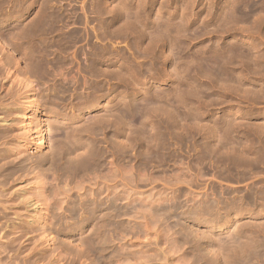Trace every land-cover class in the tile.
I'll return each mask as SVG.
<instances>
[{
  "label": "rangeland",
  "instance_id": "374dc122",
  "mask_svg": "<svg viewBox=\"0 0 264 264\" xmlns=\"http://www.w3.org/2000/svg\"><path fill=\"white\" fill-rule=\"evenodd\" d=\"M0 77L1 163L12 170L6 180L0 171V264H264V0H0ZM222 135L233 144L217 143ZM18 160L24 170H13ZM82 160L86 173L73 177L67 166ZM78 194L115 208L104 227L89 211L71 223ZM220 197L230 204L217 207ZM167 204L165 221L149 218L147 206ZM193 204L199 217L186 212Z\"/></svg>",
  "mask_w": 264,
  "mask_h": 264
},
{
  "label": "bare ground",
  "instance_id": "6f19581e",
  "mask_svg": "<svg viewBox=\"0 0 264 264\" xmlns=\"http://www.w3.org/2000/svg\"><path fill=\"white\" fill-rule=\"evenodd\" d=\"M229 3H230V2H229ZM11 5H12V4H11ZM233 7H234V6H233ZM236 8H237V7H236ZM160 9H161V8H160ZM234 9H235V8H234ZM131 10H132V9H131ZM125 11H126V10H125ZM101 12H102V9H101ZM114 12H115V11H114ZM127 13H128V12H127ZM130 13H131V12H130ZM181 13H182V12H181ZM231 13H232V12H231ZM44 14H45V13H44ZM44 14H43V15H44ZM262 16H263V14H262ZM154 17H155V16H154ZM43 18H44V17H43ZM39 19H40V17H39ZM111 19H112V18H111ZM134 19H135V18H134ZM37 20H38V19H37ZM135 20H136V19H135ZM168 20H169V19H168ZM50 21H51V20H50ZM128 21H129V22L131 21L132 23H136V22H134V20L132 21V19H131V20L129 19ZM129 22H128V24H129ZM37 23H38V22H37ZM126 23H127V22H126ZM126 23H125V26H126ZM162 23H163V22H162ZM224 23H225V22H224ZM106 24H107V23H106ZM128 24H127V25H128ZM147 24H148V23H147ZM158 24H159V23H158ZM159 25H160V24H159ZM163 25H164V23H163ZM104 26H105V25H104ZM123 26H124V25H122L121 28H123ZM128 26H129V25H128ZM128 26H127L126 28H128ZM157 26H158V25H157ZM157 26H156V27H157ZM164 26H165V25H164ZM218 26H219V25H218ZM36 27H37V26H36ZM101 27H102V26H101ZM132 27H133V26H131L130 28H132ZM135 27H136V26H135ZM138 27L140 28V25H139ZM165 27H167V26H165ZM169 27H170V26H169ZM176 27H177V26H176ZM130 28H129V30H130ZM170 28H171V27H170ZM124 29H125V28H124ZM140 29H141V28H140ZM173 29H174V28H173ZM173 29H171V30H169V31H173ZM122 30H123V29H122ZM145 30H146V29H145ZM157 30H158V27H157ZM161 30H163V29L161 28ZM125 31H126V30H125ZM154 31H155V30H154ZM163 31H165V28H164ZM169 31H168V32H169ZM174 31H175V30H174ZM176 31H177V29H176ZM106 32H107V31H106ZM131 32H132V31H131ZM161 32H162V31H160V33H159V30H158V33L160 34V36H161V34H162ZM178 32H179V31H178ZM203 32H204V31H203ZM141 33H143V32H141ZM165 33H166V32H165ZM165 33L163 34V36L165 35ZM175 33H177V32H175ZM180 33H182V32H180ZM180 33H178V34H180ZM32 34H33V33H32ZM59 34H60V33H59ZM121 34H122V33H121ZM131 34H132V33H131ZM133 34H134V33H133ZM133 34H132V35H133ZM138 34H139V33H138ZM152 34H153V33H152ZM152 34H151V35H152ZM154 34H156V33H154ZM159 34H158V36H159ZM167 34H168V33H167ZM178 34H177V35H178ZM182 34H183V33H182ZM136 35H137V34H136ZM168 35H169V34H168ZM171 35H172V34H171ZM175 35H176V34H175ZM186 35H187V34H186ZM204 35H205V34H204ZM206 35H207V34H206ZM74 36H76V35H74ZM120 36H121V35H120ZM125 36H126V35H125ZM141 36H142V35H141ZM144 36H145V35H144ZM158 36H157V35H156V37L154 36V37L156 38L157 41L160 40V42H161L162 40H164V39H162V40L159 39ZM163 36H162V38H163ZM165 36H167V35H165ZM169 36H170V35H169ZM173 36H174V34H173ZM173 36H172V37H173ZM178 36H179V35H178ZM187 36H188V35H187ZM96 37H97V36H96ZM139 37H140V36H139ZM157 37H158V38H157ZM167 37H168V36H167ZM167 37H166V38H167ZM170 37H171V36H170ZM180 37H181V36H180ZM182 37H183V36H182ZM149 38H150V37H149ZM155 38H154V39H155ZM160 38H161V37H160ZM141 39H142V38H141ZM168 39H169V38H168ZM174 39H175V37H174ZM176 39H177V38H176ZM186 39H187V38H186ZM190 39H191V38H190ZM194 39H196V38H194ZM194 39H193V40H194ZM151 40H153V39H151ZM156 40H155V41H156ZM180 40H181V39H180ZM30 41H31V40H30ZM150 42H151V41H150ZM152 42H154V41H152ZM164 42H165V41H164ZM168 42H169V41H168ZM28 43H29V42H28ZM141 43H142V42H141ZM155 43H156V42H155ZM162 43H163V41H162ZM169 43H170V42H169ZM180 43H182V42H180ZM71 44H72V43H71ZM150 44H152V43H150ZM172 44H173V43H172ZM174 45H176V44L174 43ZM174 45H173V46H174ZM173 46H172V47H173ZM176 46H177V45H176ZM179 46H180V45H179ZM38 47H39V45H38ZM181 47H182V46H180V48H181ZM142 48H143V47H142ZM146 48H147V47H146ZM157 48H158V46H157ZM159 48H160V47H159ZM174 48H175V47H174ZM176 48H177V47H176ZM176 48H175V49H176ZM152 49H153V47H152ZM154 49H155V48H154ZM175 49H174V50H175ZM181 49H182V48H181ZM209 49H210V48H209ZM37 50H38V49H37ZM37 50H36V51H37ZM157 50H158V49H157ZM177 50L179 51L180 49H177ZM202 50H204V49H202ZM60 51H61V50H60ZM132 51H133V50H132ZM138 51H139V50H138ZM159 51H160V50H159ZM166 51L169 52L168 50H166ZM178 51H177V52H178ZM181 51H182V50H181ZM28 52H29V51H28ZM53 52H54V51H53ZM91 52H92V51H91ZM100 52H101V51H100ZM130 52H131V51H130ZM167 52H166V53H167ZM34 53H35V52H34ZM37 53H38V52H37ZM88 53H89V52H88ZM132 54H133V52H132ZM171 54H173V53H171ZM135 55H137V54H135ZM163 55H164V54H163ZM211 55H212V54H211ZM90 56H91V55H90ZM129 56H130V55H129ZM131 56H132V55H131ZM137 56H138V55H137ZM172 56H173V55H172ZM172 56H171V57H172ZM242 56H244V55H242ZM134 57H136V56H134ZM134 57H132V58H134ZM163 57H164V56H163ZM208 57H209V56H208ZM225 57H226V56H225ZM60 58H62V57H60ZM88 58H89V57H88ZM202 58H203V57H202ZM212 58H214L213 55H212ZM212 58H210V59H212ZM245 58H246V57H245ZM99 59H100V58H99ZM122 59H123V58H122ZM126 59H128V58H126ZM129 59H130V58H129ZM173 59H174V58H173ZM184 59H185V58H184ZM208 59H209V58H208ZM217 59H218V58H217ZM223 59H224V58H223ZM203 61H204V60H203ZM208 61H209V60H208ZM208 61H207V62H208ZM35 62H36V61H35ZM210 62H212V61H210ZM137 63H138V62H137ZM137 63H136V64H137ZM177 63H179V62H177ZM199 63H200V62H199ZM84 64H85V62H84ZM133 64H134V62H133ZM133 64H132V66H133ZM136 64H135V65H136ZM181 64H182V63H181ZM206 64H207V63H206ZM229 64H231V63H229ZM234 64H235V62H234ZM174 65H175V64H174ZM204 65H205V64H204ZM208 65H209V63H208ZM70 66H71V65H70ZM124 66H125V65H124ZM126 66H127V65H126ZM130 66H131V65H130ZM130 66H128V67H130ZM139 66H140V65H139ZM139 66H138V67H139ZM201 66H202V65H201ZM224 66H225V65H224ZM39 67H40V66H39ZM133 67H134V66H133ZM176 67H177V66H176ZM176 67H175V68H176ZM190 67H191V66H190ZM240 67H241V66H240ZM187 68H188V67H187ZM191 68H192V67H191ZM194 68H195V67H194ZM200 68L202 69V67H200ZM203 68H204V66H203ZM208 68H209V67H207L206 69H208ZM213 68H214V67H213ZM213 68H210V69L213 70ZM83 69H84V68H83ZM135 69H136V68H135ZM164 69H165V68H164ZM201 69H200V70H201ZM204 69H205V68H204ZM210 69H208V70L211 71ZM78 70H79V69H78ZM181 70H182V69H181ZM181 70H179V71H181ZM192 70H193V69H192ZM214 70H215V69H214ZM240 70H241V69H240ZM84 71H85V70H84ZM86 71H88V69H87ZM138 71H139V70L137 69V72H138ZM150 71H151V70H150ZM187 71H188V70H187ZM197 71H198V69H197ZM197 71H196V72H197ZM202 71H204V70H202ZM209 71H208V72H209ZM114 72H115V71H114ZM132 72H133V71H132ZM135 72H136V71L134 70V75H136V73H137V72H136V73H135ZM139 72H140V71H139ZM182 72H183V71H182ZM194 72H195V71H194ZM199 72H200V71H198V73H199ZM208 72H207V73H208ZM212 72H213V71H212ZM214 72H216V71H214ZM121 73H122V72H121ZM129 73H130V72H129ZM141 73H142V72H141ZM176 73H177V72H176ZM205 73H206V72H205ZM88 74H89V73H88ZM93 74H95V73H93ZM132 74H133V73H132ZM90 75H91V74H90ZM121 75H122V74H121ZM128 75H129V74H128ZM214 75H215V74H214ZM91 76H92V75H91ZM123 76H124V75H123ZM132 76H133V75H132ZM132 76H131V77H132ZM183 76H184V75H183ZM237 76H238V75H237ZM139 77H140V76H139ZM215 77H216V76H215ZM0 78H1V77H0ZM132 78H133V77H132ZM26 79H27V78H26V76H25V79H22V80L20 79V81L23 82V81H25ZM29 80H30V79H28V81H29ZM137 80H138V79H137ZM251 80H252V79H251ZM26 81H27V80H26ZM26 81H25V82H26ZM30 82H31V81H30ZM132 82H133V81H132ZM20 83H21V82H20ZM28 83H29V82H27V84H26V85L29 87L28 90H32V85H31L32 83H31L30 85H29ZM214 83H215V82H214ZM22 84H23V83H22ZM222 84H223V83H222ZM134 85H135V84H134ZM24 86H25V83H24ZM135 86H136V85H135ZM237 86H238V85H237ZM135 88H136V87H135ZM125 89H126V88H125ZM176 89H177V88H176ZM172 90H173V89H172ZM239 90H240V89H239ZM134 91H135V90H134ZM176 91H177V90H176ZM33 92H34V91H33ZM128 92H129V91H128ZM192 92H193V91H192ZM31 93H32V91H31ZM255 93H256V92H255ZM18 94L20 95V93H18ZM18 94H17V95H18ZM34 94H35V93H34ZM34 94H33V95H34ZM262 94H263V93H262ZM30 95H31V94H30ZM256 96H257V95H256ZM31 97H32V96H31ZM34 100H35V98H34ZM34 100H32V102H31L32 105L35 104V103H34ZM198 100H199V99H198ZM128 101H129V100H128ZM147 102H148V101H147ZM172 102H173V101H172ZM259 102H260V101H259ZM201 103H202V102H201ZM31 104H30V106H31ZM146 105H147V104H146ZM194 105H195V104H194ZM34 106H36V105H34ZM34 106H33V107H34ZM137 106H138V105H136V107H137ZM31 107H32V106H31ZM147 107H148V106H147ZM147 107H143V108H146V109H147ZM181 107H182V106H181ZM131 108H132V107H131ZM139 108H140V107H139ZM139 108H138V109H139ZM25 109L27 110L28 108H25ZM128 109H129V107H128ZM150 109H151V108H150ZM148 110H149V108H148ZM148 110H147V111H148ZM29 111H30V110H29ZM132 111H134V110H132ZM138 111H140V110H138ZM124 112L128 113V111H127V110L125 111V109H124ZM134 112H135V111H134ZM136 112H137V108H136ZM143 113H144V112H142V115H143ZM192 113H193V112H192ZM5 114H6V113H5ZM122 114H125V113H122ZM133 114H134V113H133ZM145 114H146V113H145ZM193 114H194V113H193ZM25 115L27 116V115H28V112H25V113H24V116H25ZM119 115H120V114H119ZM119 115L117 114V116H119ZM128 115H129V114H128ZM136 115H137V114H136ZM139 115H141V114H139ZM147 115H148V114H147ZM147 115H146V116H147ZM121 116H123V115H121ZM121 116H120V117H121ZM131 116H132V115H131ZM134 116H135V115H134ZM143 116H144V115H143ZM125 117H126V116H125ZM137 117H140V116H137ZM170 117H171V116H170ZM198 117H199V116H198ZM224 117H225V116H224ZM122 118H123V117H122ZM122 118H121V120H122ZM132 118H133V117H132ZM146 118H147V117H146ZM121 120H120V121H121ZM124 120H125V118H124ZM127 121H129V120L127 119ZM127 121H126V122H127ZM115 122H116V121H115ZM118 122H119V120H118ZM244 122H245V121H244ZM120 123H121V122H120ZM124 123H125V122H124ZM124 123H121V124H124ZM128 123H129V122H128ZM253 123H254V121H253ZM27 124H28V123H27ZM254 124H255V123H254ZM136 125H137V124H136ZM218 125H219V124H218ZM125 126H127V125H125ZM125 126H124V127H125ZM142 126H143V125H142ZM230 126H231V124H230ZM230 126H229V127H230ZM243 126H244V125H243ZM246 126H247V124H246ZM166 127H167V126H166ZM251 127H252V126H251ZM127 128H128V127H127ZM221 128H222V127H221ZM253 128H254V127H253ZM257 128H258V127H257ZM227 129H228V128H227ZM262 129H263V128H262ZM76 130H77V129H76ZM123 130H124V129H123ZM139 130H141V129H139ZM139 130H138V131H139ZM142 130H143V129H142ZM197 130H198V129H197ZM256 130H257V129H256ZM6 131H7V130H5V129H3V128H0V140H1L2 138H4V137L7 136V132H6ZM40 131H41V132H40V133H41V136H40V139H39V141H38V145H39V147H40L41 149H43V148H46V147H47V138H46V136H45V133H43V132H44V131H43V126H40ZM147 131H148V130H147ZM151 131H152V130H151ZM226 131H227V130H226ZM230 131H231V130H230ZM257 131H258V130H257ZM86 132H87V131H86ZM216 132H217V131H216ZM223 132H224V131H223ZM232 132H233V131H232ZM122 133H123V132H122ZM143 133H144V132H143ZM214 133H215V132H214ZM227 133H228V132H227ZM227 133H226V134H227ZM136 134H137V133H136ZM170 134H171V133H170ZM133 135H134V134H133ZM140 135H143V136H144V135H146V134H141V133H140ZM204 135H205V134H204ZM62 136H63V135H62ZM62 136H61V137H62ZM143 136H142V139H143ZM210 136H212V135H210ZM215 136H216V135H215ZM215 136H213V139H214V140H215V138H214ZM226 136L228 137L229 135H226ZM230 136H231V135H230ZM230 136L226 139V137L222 135V138L220 137V139L217 141V143H218V142L220 143L221 141L223 142L225 139H226V140L230 139V138H231ZM204 137H205V136H204ZM223 137H225L224 140H223ZM131 138H132V137H131ZM140 138H141V136H140ZM137 139H139V138H137ZM137 139H136V140H137ZM201 139H202V138H201ZM210 139H211V138H210ZM216 139H217V136H216ZM64 140H65V139L62 138V141H63V142H64ZM148 140H149V139H148ZM226 140H225V141H226ZM62 141H61V143H62ZM134 141H135V140H134ZM146 141H147V140H146ZM205 141H206V140H205ZM228 141H229V140H228ZM261 141H262V140H261ZM65 142H66V141H65ZM136 142H137V141H136ZM206 142H208V141H206ZM230 142H231V139H230V141H229L228 143H227V142H223V144H224V143L229 144ZM233 142H234V141H233ZM236 142H237V141H236ZM236 142H234V143H236ZM58 143H59V142H58ZM58 143H57V144H58ZM162 143H163V142H162ZM59 144H60V143H59ZM135 144H136V143H135ZM150 144H151V143H150ZM230 144H231V143H230ZM232 144H233V143H232ZM232 144H231V145H232ZM67 145H68V144H66L65 147L68 148ZM91 145H92V144H91ZM124 145H125V144H124ZM153 145H154V144H153ZM220 145H222V143H221ZM59 146H60V145H58L57 148H60ZM61 146H62V145H61ZM127 146H128V145H127ZM235 146H236V145H235ZM63 147H64V146H63ZM65 147H64V148H65ZM69 147H70V146H69ZM120 147H121V144H120ZM122 147H123V146H122ZM122 147H121V148H122ZM209 147H210V146H209ZM229 147H230V146H229ZM232 147H233V146H232ZM57 148H56V149H57ZM67 148H66V149H67ZM186 148H187V147H186ZM224 148H225V146H224ZM61 149H62V148H61ZM61 149H60V151H58V152H61ZM69 149L73 150L72 148H69ZM98 149H99V148H98ZM122 149H123V148H122ZM122 149H120V150H122ZM128 149H130V148H128ZM204 149H205V148H204ZM211 149H212V148H211ZM231 149H232V148H231ZM85 150H86V149H85ZM151 150H152V149H151ZM232 150H234V148H233ZM66 151H67V150H66ZM66 151H65V152H66ZM63 152H64V150H63ZM67 152H68V151H67ZM67 152H66V153H67ZM71 152H72V151H71ZM85 152H86V151H85ZM120 152H121V151H120ZM124 152L126 153V150H125ZM146 152H147V151H146ZM206 152H208V151H206ZM214 152H215V151H214ZM235 152H236V151H235ZM98 153H99V151H98ZM172 153H173V152H172ZM191 153H192V152H191ZM204 153H205V152H204ZM204 153H203V154H204ZM215 153H216V152H215ZM215 153H214V154H215ZM58 154H59V153H58ZM58 154H57V156H56L57 158H58V156H59L58 159L54 156V157H55V158H54V160H55L54 162H55V163H56V161L58 162L59 160H61V158H60V157H61V156H60L61 154H59V155H58ZM70 154H71V153H70ZM205 154H207V153H205ZM231 154H232V153H231ZM246 154H247V153H246ZM82 155H83V153H82ZM101 155H102V154H101ZM124 155H125V154H124ZM173 155H175V154H173ZM234 155H235V154H234ZM234 155H232V156H234ZM66 156H67V155H66ZM70 156H71V155H70ZM138 156H139V155H138ZM202 156H203V155H202ZM64 157H65V156H64ZM204 157H205V155H204ZM62 158H63V157H62ZM80 158H81V157H80ZM151 158H152V157H151ZM2 159H3V153L0 152V171H5V173H4L5 175H4V179H3V180H6V179L8 178V176H9V174H11L12 170L6 171L7 168H6L4 165H2V163H1V160H2ZM56 159H57V160H56ZM81 159H82V158H81ZM245 159H246V158H245ZM62 160H63V159H62ZM69 160H70V159H69ZM96 160H97V159H96ZM216 160H217V159H216ZM18 161H19V160H18ZM82 161H83V160H82ZM90 161H91V160H90ZM54 162H53V163H54ZM92 162H93V161H92ZM92 162H91V163H92ZM146 162H147V161H146ZM230 162H231V161H230ZM55 163H54V164H55ZM69 163H70V162H68L67 165H68ZM61 164H62V162H61ZM70 164H71V165L69 166V169H68V166H67V170H68V171L70 170L69 173H71V175H72L73 177H76L77 175L80 174V173H79L80 171L85 172L84 170L87 168L88 162H87L86 160H84V161L81 163L82 166H79V165H77V164H74V162H72V163H70ZM81 164H80V165H81ZM138 164H139V163H138ZM220 165H221V164H220ZM52 166H54V165L52 164ZM62 166H63V165H62ZM93 166H94V165H93ZM93 166H92V167H93ZM156 166H157V165H156ZM218 166H219V165H218ZM222 166H223V165H222ZM58 167H60L59 164H58ZM88 167H89V166H88ZM92 167H91V170L94 169V168L96 167V165H95L94 168H92ZM233 167H234V166H233ZM248 167H249V166H248ZM23 168L25 169L23 163L19 161V165H17L15 168H13V170H19V169L21 170V169H23ZM54 168H55V166H54ZM56 168H57V167H56ZM61 168H62V167H60V168H58V169H61ZM137 168H138V167H137ZM184 168H186V167H184ZM261 168H262V167H261ZM24 169H23V170H24ZM64 169H66V166L63 167V170H64ZM214 169H215V167H214ZM216 169H217V168H216ZM52 170H53V167H52ZM227 170H228V169H227ZM54 171H57V170H54ZM58 171L61 172L62 169H61V170H58ZM58 171H57V173L60 174V172H58ZM68 171H66V172H68ZM93 171H94V170H93ZM117 171H118V169H117ZM62 172H63V171H62ZM62 172H61V174H62ZM83 172H82V173H83ZM132 172H133V171H132ZM178 172H179V170H178ZM64 173H65V171H64ZM85 173H86V172H85ZM92 173H94V172H92ZM89 174H90V173H89ZM243 174H244V173H243ZM56 175H57V174H56ZM66 175H67V173H66ZM71 175H70V176H71ZM80 175H81V174H80ZM93 175H94V174H93ZM62 176H64V175L62 174ZM68 176H69V175H68ZM82 176H84V175H82ZM96 176H98V175H95V177H96ZM56 177H57V176H56ZM59 177H60V176H59ZM93 177H94V176H93ZM95 177H94L93 179H95ZM99 177H101V176L99 175ZM105 177H106V176H105ZM186 177H187V176H186ZM207 177H208V176H207ZM57 178H58V177H57ZM69 178H70V177H69ZM85 178H87V177H85ZM96 178H97V177H96ZM60 179H62V177H60ZM73 179H74V178H73ZM77 179H78V178H77ZM88 179H89V178H88ZM128 179H129V178H128ZM39 180H40V179H39ZM57 180H59V179H57ZM91 180H92V179H91ZM95 180H96V179H95ZM95 180H94V181H95ZM97 180H98V179H97ZM103 180H104V179H103ZM156 180H157V179H156ZM184 180H185V179H184ZM79 181H80V180H79ZM165 181H166V180H165ZM212 181H213V180H212ZM40 182H41V180H40ZM86 182H87V181H86ZM88 182H89V181H88ZM176 182H177V181H176ZM38 183H39V182H37V184H38ZM75 183H76V182H75ZM75 183H73V184H75ZM169 183H170V182H169ZM39 184H42V183H39ZM83 184H84L83 182H81V183H76V184L74 185V187L72 186V190H73V188H74V190L83 189ZM40 186H41V185H40ZM189 186H190V185H189ZM38 187H39V186H38ZM38 187H37V188H38ZM41 187H42V186H41ZM84 187H85V186H84ZM39 188H40V187H39ZM219 189H220V188H219ZM227 190H228V189H227ZM76 192H77V191H76ZM176 192H177V191H176ZM37 193H38V192H37ZM40 193H41V192H40ZM40 193H39V195L42 194V193H41V194H40ZM217 193H218V192H217ZM227 193H228V192H227ZM80 194H81V193H80ZM180 194H181V193H180ZM212 194H213V193H212ZM78 195H79V194H78ZM219 195H220V194H219ZM227 195H228V194H227ZM261 195H262V194H261ZM16 196H17V194H16ZM18 196H19V195H18ZM76 196H77V195H76ZM207 196H208V195H207ZM224 196H225V195H224ZM230 196H231V195H230ZM26 197H27V196H26ZM34 197H35V196H34ZM138 197H139V196H138ZM168 197H169V196H168ZM178 197H179V196H178ZM184 197H185V196H184ZM209 197H211V196H209ZM209 197H208V198H209ZM212 197H213V196H212ZM246 197H247V196H246ZM15 198H16V197H15ZM17 198H18V197H17ZM24 198H25V197H24ZM29 198L32 199L30 196H29ZM39 198H40V197H39ZM100 198H101V197H100ZM203 198H204V197H203ZM208 198H207V199H208ZM217 198H218V197H217ZM230 198H231V197H230ZM230 198H229V199H230ZM27 199H28V198H27ZM27 199H26V198L24 199V203H23V205H25V204L27 203V202H26ZM30 199H28V200H30ZM169 199H170V198H169ZM176 199H177V198H176ZM220 199H221V197H220ZM220 199H217V200H218V201L216 202L217 207H218L219 205H220L221 207H222L223 205H224V206H228L227 204L225 205V203H228L226 199H225V200H222V199L220 200ZM251 199H252V198H251ZM16 200H17V199H16ZM19 200H20V199H19ZM21 200H22V199H21ZM25 200H26V201H25ZM87 200H88V199H87ZM127 200H128V199H127ZM151 200H153V199L151 198ZM170 200H171V199H170ZM178 200H179V199H178ZM210 200H211V199H210ZM210 200H209V201H210ZM213 200H214V203H215V200H216V199L213 198ZM88 201H90V200H88ZM166 201H167V200H166ZM205 201H208V200H205ZM205 201H204V202H205ZM209 201H208V202H209ZM228 201H229V200H228ZM231 201H232V200H231ZM18 202H19V201H18ZM18 202L16 203V205L18 204ZM20 202H21V201H20ZM28 202H29V201H28ZM70 202H71V205L69 204V205H70V206H69V209H68V207H67L66 215L69 216L70 220H72L71 223H72L73 225H74V224L77 225L78 222L81 223V221H83V219H84V218H83L84 213L86 214V212L89 211L88 214H87V216H85V217H88V216H89V213H90V216H91V214L93 215L92 217H93L94 222L98 223V224L93 223V224H96V225H94V227H95V226H96V227H100L102 224H104V226H105L106 223H104V221L107 220V219H106V218H107V215H108V214L111 215V213L115 210V208L112 209L113 211H111V210H110V211L107 210L109 206H106V204L102 205L101 200L98 201V202H96V201H95V202H94V201H90V202H92V203L89 204V205H87V204L84 202V197H83V195H79L78 197H73V198H71V201H70ZM167 202H168V201H167ZM176 202H177V201H176ZM179 202H181V201H179ZM204 202H203V203H204ZM208 202H207V204H206V207H207V205L210 203V202H209V203H208ZM233 202H234V200H233ZM252 202H253V200H252ZM59 203H60V202H59ZM87 203H88V202H87ZM103 203H104V202H103ZM144 203H145V202H144ZM153 203H155V202H153ZM200 203H201V202H200ZM203 203H202V205L204 206L205 203H204V204H203ZM20 204H21V203H20ZM163 204H165V203H163ZM178 204H179V203H178ZM196 204H197V203H196ZM228 204H230V201H229ZM233 204H234V203H233ZM233 204H231V205L233 206ZM58 205H59V204H58ZM149 205H150V204H149ZM168 205H169V204H167L166 207H168ZM170 205H171V204H170ZM173 205H174V203H173ZM173 205H172V206H173ZM179 205H180V204H179ZM179 205H178V206H179ZM194 205H195V204H193V206H194ZM211 205H213V202H212ZM211 205H209V206L211 207ZM214 205H215V204H214ZM252 205H253V203H252ZM21 206H22V205H21ZM88 206H89V207H88ZM111 206H112V205H111ZM163 206H164V205H163ZM184 206H185V205H184ZM193 206H191V208L188 209L189 211H187V210L185 209L186 212H189V214L192 216V218H193V216H194V217H199L200 215L198 216V214H201V213H199L200 209L203 210V208H201V207H202L201 204H198V205H196V206H194V207H193ZM209 206H208V207H209ZM232 206H229V207L233 208ZM234 206H235V204H234ZM240 206H241V205H240ZM57 207H59V206H57ZM57 207L55 208L56 210H57V209L59 210V209L61 208V207H60V208H57ZM166 207H165V208H166ZM204 207H205V206H204ZM208 207H207V208H208ZM238 207H239V206H238ZM3 208H4V207H3ZM46 208H47V207H45V209H46ZM168 208H169V207H168ZM173 208H174V210H175V207H173ZM179 208H180V207H179ZM179 208H178V209H179ZM187 208H188V206H187ZM222 208H224V207H222ZM227 208H228V207H227ZM234 208H235V207H234ZM176 209H177V208H176ZM208 209H209V210H208ZM208 209H207V211H210V212L213 211L211 208H208ZM210 209H211L212 211H211ZM213 209H215V206H214ZM3 210H4V209H3ZM3 210H2V211H3ZM137 210H138V212H142L144 209H143V210L140 209V211H139V208H138ZM218 210H219V209H218ZM115 211H116V210H115ZM146 211H147V213H148L149 215H151V216L149 217L150 219H151V217H153L152 219H154V220H155V218H158L156 221L160 223L159 220H161V219L164 220L165 218H168L167 216L170 215L171 212H173V209H172V207H170L169 209H164V210L162 209V210H160L159 207L157 208V207H155V206H154V207H153V206H150V207L148 208V206H147ZM179 211H180V210H179ZM207 211L205 210V212H206L205 214H208V213H209V212L207 213ZM215 211H216V210H215ZM215 211H214V212H215ZM228 211H229V210H228ZM56 212H57V211H56ZM119 212H120V211H119ZM135 212H136V211H135ZM138 212H136V213H138ZM186 212H185V213H186ZM218 212H220V211H218ZM225 212H226V211H225ZM116 213H117V212H116ZM136 213H135V214H136ZM145 213H146V212H145ZM202 213H203V211H202ZM1 214H3V216H5V215H4V211H3V213H1ZM178 214H180V213H178ZM181 214H182V213H181ZM210 214H211V213H210ZM55 215H56V214H55ZM114 215H115V214H114ZM114 215H113V217H114ZM145 215H146V214H145ZM185 215H186V214H185ZM201 215H202V214H201ZM34 216H35V215H34ZM38 216H39V215H38ZM90 216H89L88 218H91ZM115 216H118V214H116ZM176 216H177V215H176ZM186 216H188V215H186ZM212 216H213V215H212ZM217 216H218V215H216V217H217ZM1 217H2V216H1ZM40 217H41V216H40ZM40 217H38V218L36 219L35 223L38 224V223H40V222L43 220V219L40 218ZM105 217H106V218H105ZM144 217H145V216H144ZM144 217H142V219H143ZM173 217L175 218V214H174ZM189 217H190V216H189ZM202 217H203V216H202ZM206 217H207V215H206ZM25 218H26V216H25ZM32 218H33V217H32ZM108 218H109V216H108ZM110 218H112V217H110ZM115 218H116V217H115ZM137 218H138V217H137ZM178 218H179V215H178ZM207 218H210V219L212 220L211 217H207ZM217 218H218V217H217ZM21 219H22V218H20V220H21ZM30 219H31V218H30ZM60 219H62V216H61V215H57L56 218H55V220H60ZM112 219H113V218H112ZM147 219H148V218H147ZM175 219H176V218H175ZM175 219H173V220H175ZM183 219H184V218H183ZM45 220H46V219H45ZM85 220H86V219H85ZM90 220H91V219H90ZM108 220H109V219H108ZM108 220H107V221H108ZM110 220H111V219H110ZM154 220H153V221H154ZM163 220H162V221H163ZM177 220L180 221L181 219H180V220L177 219ZM200 220H201V219H200ZM205 220H206V218H205ZM208 220H209V219H208ZM219 220H220V219H219ZM24 221H26V220H23V222H24ZM111 221H113V220H111ZM150 221H151V220H150ZM156 221H155V222H156ZM164 221H165V220H164ZM178 221H177V224H182V225L184 224V223H182L181 221H180L181 223L178 222ZM194 221H195V219H194ZM223 221H224V220H223ZM19 222H20V221H19ZM33 222H34V221H33ZM86 222H88V220H87ZM155 222H153V223H155ZM170 222H171V221H170ZM24 223H25V222H24ZM30 223H32V222H30ZM30 223L27 221V224H26V225L29 226V225H33V224H35V223H32V224H30ZM135 223H136V222H135ZM151 223H152V221H151ZM165 223H166V222H165ZM171 223H172V222H171ZM173 223H174V222H173ZM175 223H176V221H175ZM21 224L23 225V223H21ZM67 224H68V223H67ZM186 224H187V223H186ZM22 225H21V226H22ZM35 225H36V224H35ZM78 225H79V224H78ZM97 225H98V226H97ZM107 225H108V224H107ZM121 225H122V224H121ZM140 225H141V224H140ZM152 225H154V224H152ZM157 225H158V224H157ZM165 225H166V226H165ZM165 225H164V227H166L165 231L168 232V229H169L172 225L169 226L168 223H166ZM188 225H189V224H188ZM188 225H187V226H188ZM104 226L102 225V227H104ZM134 226H135V225H134ZM173 226H174V225H173ZM173 226H172V228L175 229L176 226H174V227H173ZM178 226H180V225H178ZM18 227H19V226H18ZM22 227H23V226H22ZM25 227H27V226H25ZM59 227H60V226H59ZM71 227H72V226H71ZM80 227H81V226H79V228H80ZM145 227H146V226H145ZM145 227H144V228H145ZM149 227H150V225H149ZM151 227H152V226H151ZM151 227H150V228H151ZM181 227H182V226H180V228H181ZM183 227H184V225H183ZM190 227H192V226L190 225ZM190 227H188V229H187L186 232H184V233H189V234H190V235H189L190 238L192 237V238H194L195 241H196L195 233L197 232V230L195 231V229H194L193 227H192L193 229L190 228ZM19 228H20V227H19ZM29 228H30V227H29ZM29 228L27 227V229H29ZM33 228H34V227H33ZM61 228H62V227H61ZM73 228L76 229L75 227H73ZM100 228H101V227H100ZM146 228H148V224H147V227H146ZM153 228H154V227H152V230H153ZM172 228H170V232H169V233H172V232H173L172 234H175L174 231H177V229L171 232V229H172ZM178 228H179V227H178ZM180 228H179V229H180ZM185 228H186V226H185ZM232 228H233V227H232ZM20 229H21V228H20ZM22 229H23V228H22ZM25 229H26V228H25ZM30 229H31V228H30ZM57 229L59 230L60 228H57ZM80 229H82V228H80ZM179 229H178V231H179ZM181 229H182V228H181ZM183 229H184V228H183ZM33 230H34V229H33ZM60 230H61V229H60ZM140 230H141V229H140ZM144 230H145V229H144ZM161 230H162V229H161ZM161 230H160V231H161ZM37 231H38V230H37ZM42 231H43V230H42ZM42 231H41V232H42ZM76 231H77V230H76ZM142 231H143V230H142ZM156 231H158V230H156ZM160 231H159V232H160ZM182 231H185V230H182ZM182 231L180 230L179 233L181 234ZM187 231H188V232H187ZM193 231H194V232H193ZM22 232H23V231H22ZM26 232H28V230H27ZM140 232H141V231H140ZM149 232H150V231H149ZM154 232H155V231H154ZM159 232H158V233H159ZM39 233H40V231H39ZM91 233L96 234L95 231H94V232H91ZM97 233H98V232H97ZM99 233H102V232H99ZM104 233H105V232H104ZM106 233H107V232H106ZM141 233H142V232H141ZM144 233H145V231H144ZM165 233H166V232H165ZM165 233H164V235H165ZM179 233L177 232V234H179ZM235 233H236V232H235ZM94 234H93V235H94ZM146 234H148L147 231H146ZM146 234H144V235H146ZM156 234H157V233H156ZM166 234H168V233H166ZM177 234H176V236L179 237V235H177ZM198 234H199V233H198ZM198 234L196 233V236H197ZM102 235H103V234H102ZM182 235H183V234H182ZM185 235H186V234H185ZM202 235L204 236V234H202ZM205 235H206L207 238H209V237L207 236V234H205ZM234 235H235V234H234ZM90 236H91V235H90ZM146 236H148V235H146ZM158 236H159V235H158ZM168 236H169V235H168ZM180 236H181V235H180ZM199 236H201V233L199 234ZM199 236H198V237H199ZM210 236H211V235H210ZM236 236H237V235H236ZM87 237H88V236H87ZM96 237H97V235H95V238H96ZM103 237H104V236H103ZM138 237H139V236H138ZM169 237H170V236H169ZM174 237H175V235H174ZM174 237L172 238V236H171L170 238H172V239H169V240H171V241H172V240H173V241H177L178 239L176 240ZM90 238H91V237H90ZM105 238H106V237H105ZM149 238H150V237H149ZM154 238H155V237H154ZM154 238H153V239H154ZM159 238H160V237H159ZM159 238H158V239H159ZM182 238H183V237H182ZM187 238H188V237H186V239H187ZM199 238H200V237H199ZM202 238H203V237H201V239H202ZM234 238H235V237H234ZM49 239L52 240L51 237H50ZM146 239H147V238H146ZM184 239H185V238H184ZM204 239H205V238H204ZM213 239H214V236H213ZM215 239H216V238H215ZM89 240H90V239H89ZM89 240H88V241H89ZM93 240H94V239H93ZM97 240H98V239H97ZM97 240H96V241L94 240V241L97 242ZM160 240H161V239H160ZM163 240H164V239H163ZM197 240H198V239H197ZM218 240H219V239H217V241H218ZM9 241H10V240H9ZM83 241H84V240H83ZM90 241H91V240H90ZM167 241H168V240H167ZM171 241H170V243H171ZM178 241H179V240H178ZM182 241H183V240H182ZM193 241H194V240H193ZM195 241H194L195 245H196V243L198 244V243L200 242L199 240H198L199 242H197V241L195 242ZM210 241H211V240H210ZM212 241H213V240H212ZM219 241H220V240H219ZM95 242H94V243L91 242V245H92V243L95 244ZM151 242H152V241H151ZM213 242H216V241L214 240ZM231 242H232V241H231ZM172 243H174V242H172ZM172 243H171V245H172ZM85 244H86V243L84 242V246H85ZM154 244H155V242H154ZM179 244L181 245L180 242H179ZM213 244H217V242H216V243H213ZM87 245H89V249H90V247H91V246H90V242H89ZM87 245H86V246H87ZM126 245H127V244H126ZM171 245H170V246H171ZM173 245H174V246H172V247H176V246H177V244H176V246H175V244H173ZM199 245H200V243H199ZM206 245H207V244H206ZM210 245H211V244H210ZM6 246H7V245H6ZM82 246H83V245H82ZM84 246H83V247H84ZM86 246H85V247H86ZM166 246H167V245H166ZM215 246H217V245H215ZM85 247H84V250H86V248H87V247H86V248H85ZM95 247H96V246H95ZM95 247H93V248H95ZM138 247H139V246H138ZM211 247H212V245H211ZM213 247H214V246H213ZM1 248H2V247H1ZM5 248H6V247H5ZM215 248H216V247H215ZM215 248H213L214 251L217 250V249H215ZM3 249H4V248H3ZM3 249H1V250H3ZM95 249H96V248H95ZM174 249H175V248H174ZM213 249H212V250H213ZM84 250H83V251H84ZM87 250H88V249H87ZM91 250H92V248H91ZM91 250H88V251H91ZM144 250H145V249H144ZM94 251H96V250H94ZM103 251H104V250H103ZM103 251H102V252H103ZM235 251H236V250H235ZM84 252L87 253V251H84ZM96 252H97V251H96ZM168 252H169V251H168ZM205 252H206V251H205ZM217 252H218V251H217ZM80 253H81V252H80ZM88 253H89V252H88ZM97 253H98V252H97ZM211 253H212V252H211ZM213 253H214V252H213ZM27 254H28V253H27ZM139 254H140V253H139ZM139 254H138V255H139ZM158 254H159V253H158ZM201 254H202V253H201ZM217 254H218V253H217ZM85 255H86V254H85ZM87 255H88V254H87ZM87 255H86V256H87ZM202 255H203V254H202ZM209 255H210V254H209ZM219 255H220V254H219ZM82 256H83V255H82ZM144 256H145V255H144ZM158 256H159V255H158ZM194 256H195V255H194ZM250 256H251V255H250ZM26 257H27V256H26ZM122 257H123V256H122ZM196 257H198V256H196ZM215 257H216V256H215ZM217 257H219V256H217ZM38 258H40V257H38ZM142 258H143V257H142ZM160 258H161V257H160ZM186 258H187V257H186ZM208 258H209V257H208ZM210 258H211V257H210ZM210 258H209V259H210ZM213 258H214V257H213ZM49 259H50V258H49ZM106 259H107V258H106ZM157 259H159V258H157ZM162 259H163V258H162ZM184 259H185V258H184ZM214 259H215V258H214ZM218 259H219V258H218ZM36 260H37V259H36ZM39 260H41V259H39ZM120 260H121V258H120ZM122 260H123V259H122ZM139 260H143V261H144V259H139ZM238 260H240V259H238ZM27 261H28V260H26V263H27ZM50 261H51V260H50ZM118 261H119V260H118ZM137 261H138V260H137ZM146 261H147V260H146ZM158 261H160V259H159ZM162 261H163V260H162ZM187 261H188V260H187ZM208 261H209V260H208ZM213 261H215V260H213ZM213 261H212V262H213ZM3 262H4V261H3ZM5 262H6V261H5ZM29 262H30L31 264H33L32 261L29 260ZM120 262H121V261H120ZM122 262H123V261H122ZM122 262H121V263H122ZM124 262H125V263H128V264H130V263H131V264H135V263L132 262L130 259H126ZM144 262H145V261H144ZM210 262H211V260H210ZM210 262H207V264H210ZM221 262H222V261H221ZM10 263H12V262H10ZM26 263H25V264H26ZM136 263L139 264L138 262H136ZM164 263H165V262H164ZM186 263H187V262H186ZM199 263H200V262H199ZM214 263H215V262H214ZM214 263H213V264H214ZM216 263H217V262H216ZM216 263H215V264H216ZM1 264H2V262H1ZM28 264H29V263H28ZM34 264H35V263H34ZM122 264H123V263H122ZM172 264H173V263H172ZM174 264H176V263H174ZM205 264H206V263H205ZM211 264H212V263H211Z\"/></svg>",
  "mask_w": 264,
  "mask_h": 264
}]
</instances>
